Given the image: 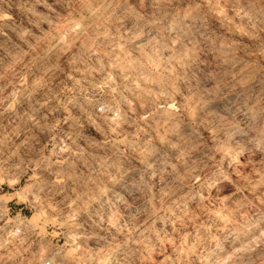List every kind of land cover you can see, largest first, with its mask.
<instances>
[{"label": "clouds", "instance_id": "obj_1", "mask_svg": "<svg viewBox=\"0 0 264 264\" xmlns=\"http://www.w3.org/2000/svg\"><path fill=\"white\" fill-rule=\"evenodd\" d=\"M0 264H264V0H0Z\"/></svg>", "mask_w": 264, "mask_h": 264}]
</instances>
